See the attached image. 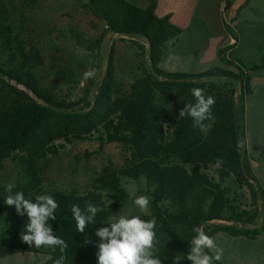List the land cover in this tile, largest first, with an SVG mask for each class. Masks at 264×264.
Listing matches in <instances>:
<instances>
[{
  "label": "trees",
  "instance_id": "obj_1",
  "mask_svg": "<svg viewBox=\"0 0 264 264\" xmlns=\"http://www.w3.org/2000/svg\"><path fill=\"white\" fill-rule=\"evenodd\" d=\"M145 1L146 7L126 0H87L82 5L105 24L106 33L144 40L148 47L140 48L151 68L129 92H122L112 49L96 94L72 102L61 98L56 87L45 86L35 74L42 63L40 52L16 32L9 0H0V169L12 159L22 171V180L12 193L0 183V216L16 213L14 206L4 202L10 194L23 192L33 202L37 195H51L59 207L55 210L57 219L48 223L53 234L68 245L64 264H98L97 245L106 241L95 232L130 199L124 180L138 186L136 193L149 196L150 214L140 218L147 221L154 217L157 221L155 256L162 264H173L175 256L180 259L178 264H190L186 257L196 235L194 227L214 238L219 232L237 236L240 224L256 223L258 214L240 210L225 186L227 180L248 186L254 205L260 202L264 211V152L257 159L260 166L254 168L247 148L251 129L245 116L246 98L252 93L251 75L264 71V61L245 64L241 58L226 59L224 54L232 49L228 41L215 59L207 57L206 48L202 50V61L216 60L217 67L196 73L164 71L161 63L169 43L179 42L182 30L171 23V13L157 15L160 0ZM225 1L229 9L231 0ZM228 30L232 31L230 27ZM105 34L94 41L82 35L75 37L80 46L97 56ZM200 52L196 50L195 55ZM218 80L231 83V88L220 90ZM192 88L203 89L206 96L215 99L211 109L214 119L205 120L204 128L196 126L191 117L179 118L185 104L195 102ZM91 140L99 141L101 147L110 143L130 147L131 162L120 169L104 168L93 189L84 195L45 189L40 160L59 155L74 142ZM251 141L255 150L257 136ZM217 159L223 161L220 168L215 166ZM88 203L102 211L97 213L95 224L79 233L71 208L79 205L83 210ZM261 218L255 235L264 236V213ZM16 223L13 237L18 242L0 243V258L38 253L49 256L42 264H55L61 255L59 247L37 249L22 242L20 233L28 223L27 215H16ZM86 239L93 243H85ZM206 252L214 256L210 250Z\"/></svg>",
  "mask_w": 264,
  "mask_h": 264
},
{
  "label": "rangeland",
  "instance_id": "obj_2",
  "mask_svg": "<svg viewBox=\"0 0 264 264\" xmlns=\"http://www.w3.org/2000/svg\"><path fill=\"white\" fill-rule=\"evenodd\" d=\"M126 1L139 7L147 3L145 0ZM247 1L231 0L232 5L227 9L225 0H160L157 15L163 17L171 13V23L182 30L180 37H183L179 38V42L170 41L168 54L161 63V68L166 72L196 73L217 67L219 63L216 60L202 61V50L206 48L207 57L215 59L219 47H225L228 40L233 41V46L239 43L238 35L242 40L243 52H246V55H242L244 63L264 61V44L260 48L256 47L258 42H264V0ZM86 2L87 0H9L16 32L23 36L26 43H33L40 52L42 63L35 68V74L45 86L56 87L61 98L72 102L88 97L91 99L96 94L104 80L112 49L116 77L122 92H129L131 86L144 76V71L151 68L148 56L140 48L143 45L147 48L146 42L139 38L106 33L105 24L82 7ZM251 2L252 8L245 16L242 14L243 9ZM104 34L100 54L97 56L80 46L75 37L82 35L87 40L94 41ZM204 44L208 45L204 47ZM196 50L201 52L195 55ZM239 54L237 49L230 55L226 52L224 57L231 59ZM90 68L96 70V75L94 78H85L84 73ZM215 82L222 91L231 88V83L225 80ZM234 87L239 89L238 85ZM263 99L264 86L257 87L250 100L254 106H260ZM256 119L253 118L250 125L254 138L260 122ZM257 157L258 153H252L254 168L260 166ZM130 162V147L119 143L101 147L99 141L91 140L74 142L67 145L59 155L40 160L39 169L45 189L84 195L93 189L96 178L104 168L120 169ZM20 180L21 169L12 159H7L0 169V183L6 187L8 183L16 185ZM123 183L129 191L136 193L138 186L133 181L124 180ZM225 186L240 210L248 211L252 216L258 214V217L253 225L240 224L237 236L226 232L217 233L213 238L216 247L210 251L214 256L218 251L221 253L218 261L220 264H263L264 236L255 235L263 222L262 205L260 202L257 207L254 205L248 186L238 184L234 179L227 180ZM136 195L149 198L145 193ZM133 199L124 203L110 219L114 216L131 218L150 214L149 208L142 211L134 204ZM16 215L11 212L0 216V243L18 242L13 237V231L17 228ZM103 227L110 230L111 224L105 223ZM48 259L47 255L30 253L23 258H0V264H42Z\"/></svg>",
  "mask_w": 264,
  "mask_h": 264
},
{
  "label": "clouds",
  "instance_id": "obj_3",
  "mask_svg": "<svg viewBox=\"0 0 264 264\" xmlns=\"http://www.w3.org/2000/svg\"><path fill=\"white\" fill-rule=\"evenodd\" d=\"M94 63V61H89ZM96 70L90 68L84 73L85 78H94ZM191 94L194 97V103H186L180 111L179 118L191 117L196 126L201 128L205 120H213L212 107L215 105L214 97L206 96L203 89L192 88ZM223 161L216 160V168H220ZM13 183H8L5 191L12 193ZM133 202L142 211L149 208V198L147 196H137L134 191L128 193ZM35 202L30 198H25L23 192H16L6 197L5 203L8 206H14L18 216L28 217V223L20 233L22 242L28 245H35L37 249L41 246H58L61 255L56 259L55 264H64L65 250L68 248L67 243L53 234L49 225V220H56L55 210L59 207L58 202L51 195H37ZM111 204V203H110ZM102 209L92 203H88L85 209L79 205H73L71 212L76 221V229L79 233H85L88 225L95 224V217ZM114 216L107 222L110 223L111 229L102 227L95 232V235L102 241L97 245L98 264H162V261L155 256L158 251L157 239L154 229L157 228V221L153 217L150 220H142L139 216L131 218L125 216ZM196 235L191 239V247L187 253V261L190 264H213L214 261L221 259V253L218 251L215 256H210L206 249L210 250L216 247L214 239L205 234L200 227H194ZM85 243H93L91 240ZM55 250V248L53 249ZM180 261L178 256L173 259V264Z\"/></svg>",
  "mask_w": 264,
  "mask_h": 264
},
{
  "label": "crops",
  "instance_id": "obj_4",
  "mask_svg": "<svg viewBox=\"0 0 264 264\" xmlns=\"http://www.w3.org/2000/svg\"><path fill=\"white\" fill-rule=\"evenodd\" d=\"M253 1V0H252ZM147 6V3L144 4L143 7H146ZM252 8V2L250 3V5L248 7H245L243 9V12L242 14H244L245 16L248 15V11L251 10ZM262 11V10H261ZM260 11V12H261ZM262 14V13H260ZM238 44L236 46H233V41H229V45L232 46V49L229 50L227 52V55H230V53H232L233 51L239 49V55L236 57V58H241L243 59V56L242 55H246V52H243L244 49H242V40H241V37L240 35H238ZM264 44V42L260 41L258 42L257 44V48H260L262 45ZM220 48V47H219ZM216 54H218V50L216 52ZM252 77V93L246 98V110H245V116H246V126L248 128H250V125H251V122L253 120V118H257L256 120L260 121L259 122V129H257V141H258V146L256 147L255 150H253V146H252V141L254 138L252 136V133L249 131L248 134H247V148L248 150H250L251 152V158H252V153H258V157L256 158V160L259 158L260 154L262 152H264V99L261 101L262 104L260 106H254V104H252V101L250 100V96H254L255 94V89L257 87H263L264 86V71L262 72H257V73H253L251 75ZM252 150V151H251ZM251 163H252V160H251ZM252 166L254 167L253 163H252ZM30 253H27V254H16L14 255L15 257H24L25 255H28ZM13 256V257H14Z\"/></svg>",
  "mask_w": 264,
  "mask_h": 264
}]
</instances>
